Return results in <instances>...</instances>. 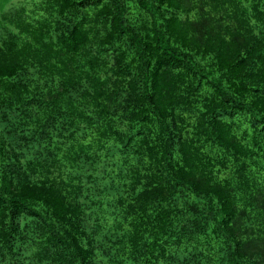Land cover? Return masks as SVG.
<instances>
[{
  "label": "trees",
  "instance_id": "trees-1",
  "mask_svg": "<svg viewBox=\"0 0 264 264\" xmlns=\"http://www.w3.org/2000/svg\"><path fill=\"white\" fill-rule=\"evenodd\" d=\"M0 264H264V0L8 2Z\"/></svg>",
  "mask_w": 264,
  "mask_h": 264
},
{
  "label": "rangeland",
  "instance_id": "rangeland-1",
  "mask_svg": "<svg viewBox=\"0 0 264 264\" xmlns=\"http://www.w3.org/2000/svg\"><path fill=\"white\" fill-rule=\"evenodd\" d=\"M10 1L11 0H0V10H2L4 6Z\"/></svg>",
  "mask_w": 264,
  "mask_h": 264
}]
</instances>
